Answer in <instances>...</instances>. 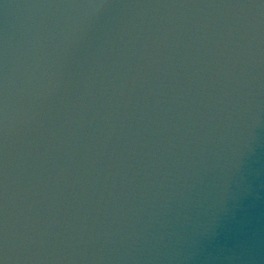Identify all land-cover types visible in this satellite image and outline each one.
Listing matches in <instances>:
<instances>
[{
    "label": "water",
    "instance_id": "1",
    "mask_svg": "<svg viewBox=\"0 0 264 264\" xmlns=\"http://www.w3.org/2000/svg\"><path fill=\"white\" fill-rule=\"evenodd\" d=\"M257 3L0 0V258L264 264Z\"/></svg>",
    "mask_w": 264,
    "mask_h": 264
},
{
    "label": "clouds",
    "instance_id": "2",
    "mask_svg": "<svg viewBox=\"0 0 264 264\" xmlns=\"http://www.w3.org/2000/svg\"><path fill=\"white\" fill-rule=\"evenodd\" d=\"M63 7L76 8V7H86L90 9H100L105 7L103 3H93L88 5H64ZM245 7L255 8L264 12V0H259V3L246 5ZM243 39L247 40V51L249 56V63L252 65V68L258 67L261 63H264V23L261 22L259 14L247 21V31L244 34ZM251 71V69H250ZM252 81L258 80V74L251 77ZM4 98L2 102L3 106V119L4 124H7V79L5 78L4 82ZM251 95V93H250ZM254 99V97H253ZM252 102V101H250ZM6 245V237H5ZM7 248L5 246V255L3 258H0V264H7Z\"/></svg>",
    "mask_w": 264,
    "mask_h": 264
}]
</instances>
